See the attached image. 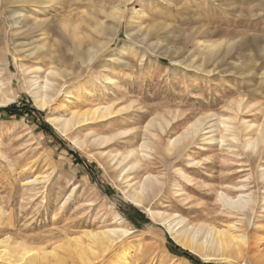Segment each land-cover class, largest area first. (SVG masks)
Listing matches in <instances>:
<instances>
[{
  "label": "rangeland",
  "instance_id": "rangeland-1",
  "mask_svg": "<svg viewBox=\"0 0 264 264\" xmlns=\"http://www.w3.org/2000/svg\"><path fill=\"white\" fill-rule=\"evenodd\" d=\"M96 1L105 3L97 11L103 28L89 15L88 0H54L43 29L0 20V264H13L12 252L40 257L55 245L71 264L73 246L98 264H194L173 254L169 239L207 264H255L232 248L184 247L164 221L181 216L194 226L235 223L251 237L264 233V142H247L264 128V0H175L179 4L162 13L155 0H134L145 7L146 20H124L118 40L84 64L89 49L110 41L114 1ZM43 6L0 0V13L29 15ZM135 26L150 30L128 38ZM126 43L133 47L123 52ZM52 55L64 58L73 78L60 69L62 92L41 110L29 79L46 81L50 67L57 68ZM93 106L110 112L102 120L74 121L66 134L49 120ZM198 119L207 131L195 135ZM149 176L160 183L136 205L130 196ZM239 196L251 198L238 213L228 204ZM118 213L129 233L103 251L92 235L122 225ZM72 237L78 241L69 242Z\"/></svg>",
  "mask_w": 264,
  "mask_h": 264
},
{
  "label": "bare ground",
  "instance_id": "bare-ground-1",
  "mask_svg": "<svg viewBox=\"0 0 264 264\" xmlns=\"http://www.w3.org/2000/svg\"><path fill=\"white\" fill-rule=\"evenodd\" d=\"M17 1H19V3L20 2H24V3L31 2L33 4H37V5L41 4V5H44V6L41 7V8L33 10V12L31 14H29V15H27L28 13H24L23 9H20V10L17 9L18 11H16V9L15 10L14 9H11V10L8 9V12H7L8 18L4 17V16H1V13H0V20H7L8 19L9 21L8 20L7 21L12 24L11 26H13L14 24H20L23 21V22H26L27 24H30V25L34 24V25L42 27V26H45L44 23L48 22L49 19L52 17L51 16V13H52V7H51L52 5L51 4H53L54 0H17ZM111 1H114L113 2L114 5L112 7L113 10L110 11V13H109V15H110L109 18H111L110 20H108V21H110V26H107L108 30H110V34H109L110 35V37H109L110 39H108L110 41L105 42L103 44L100 43L97 47L89 49V51L87 52L85 57L84 56L81 57V59H82L81 61L84 64L88 63L87 61L94 60V58L97 55H99L102 51L108 50V47H110L112 42L116 41V39L119 37V27H120V25L122 24V22L124 20H127L129 23H132L133 22L132 20H135V18H141L142 20H146V18H147V11H146L145 7L143 5H139V7H137L135 5V1L134 0H111ZM155 1H157V3H159V4H157V7L159 8L157 10L158 13H162L164 8H168V7L170 8L171 6L175 7V6H177L179 4V2L175 1V0H155ZM88 2L94 8V9L91 10L89 15L91 16L92 20L97 22L99 27H102L106 23H105V21L100 20V18L97 16V11L99 9H101L103 7L102 5H105V3H103V2L100 3V2H97L96 0H88ZM40 12H42V14L44 15V18H38L39 16H37V15ZM33 14H37V15H33ZM148 18H150V17H148ZM139 21H140V19H139ZM26 23H25V25H26ZM42 29H43V27H42ZM134 29H135V33H129L128 30H127V33L125 32L127 34L128 38L133 39V38L136 37V35H137V37H140L141 34H143L145 32H148L150 30V28H149V29H146V31L144 32L143 31V27H139V26H135ZM205 30H208V29H205ZM208 32H209V30H208ZM135 43H137V42L135 41ZM126 46L127 47L122 49L123 52H125L127 49H130V48L133 47V46L129 45L128 43H126ZM41 48H42V46H41ZM10 49H11V47H10ZM12 49H11L12 51L10 50V52L13 54V56H14V58L16 60V64L18 65L19 62L17 63V61L20 60V59H18V55L16 54L17 50H15V47L12 48ZM206 49H209L210 52H212V51L215 50V47L213 45H208ZM112 50H113V48H112ZM44 51H45V49L42 48L41 53L46 54ZM24 52H26V51H24ZM79 55L80 54H77V56H79ZM46 56H48V54H46ZM49 59H50V57H49ZM39 60H41V59H39ZM45 60H46V58H45ZM51 60H52V62H55L57 64L56 65L57 68L56 67H54V68L50 67V69L48 68L49 70L47 72L46 81L44 80L45 82L39 83V81H40L39 77H35V78L29 79L30 87L32 88L31 89V94H32V97L34 99L35 106L37 108L41 109V110H45L46 108L51 106L53 104V102L55 101L56 96H60L59 94H61V92H62V89H63L64 86L61 87V85H59L60 82L58 81V78H57V74H58L59 70L61 69L64 72H66L65 77L68 78L69 82L73 78L67 72V70L64 69V67L66 66L64 58L63 59H58V58L53 57V55H52ZM33 61L34 60H32V62ZM97 61H99V60H97ZM21 63H22V61H21ZM24 66L25 65L22 63L20 65V68H25ZM95 67L97 68V65ZM104 67H105V65H103V64L102 65H98V68H104ZM240 68H242V67L240 66ZM84 70H86V69H84ZM215 70H216L215 68L207 69L206 72L212 73ZM241 74H244V73H241ZM250 74H251V72H250ZM2 85L0 83V89H1ZM12 99H13V97L11 98V100ZM109 110H110L109 106H93L91 109H86V110H84L82 112L81 111L77 112L75 110V111L72 112L71 116L68 117V118H60V117L53 118L52 117V118H49V120L55 125V127L57 129L62 131L63 134H66L67 131H69L71 129V126H73L74 123H76L74 121L93 122V121H96V120H102L110 112ZM231 126H232V124H231ZM226 127L230 131L233 130L232 127H228V126H226ZM192 128L194 129V134L197 133V135H198V132H200L202 130L204 131V129H205L204 123H203V121L201 119H198L197 121H195L192 124ZM231 134H233V135L235 134L234 130L232 131ZM231 134H230V136H231ZM184 135H186V134H184ZM235 136H237V135H235ZM177 140L178 139H173V140L170 141V146H169L168 150L171 149V146L175 145ZM181 140H183V139H181ZM105 141H106L105 138H102V137L100 138V143L101 144L105 143ZM247 142H248V144H255V145H256L257 142H259V143L262 142L263 143L264 142V128H263V130L258 132L256 138L255 137L254 138H252V137L248 138ZM178 143L181 144L182 142H178ZM143 147L147 148L148 147L147 143H144ZM182 150H184V149L182 148ZM178 153H180V152H178ZM120 163H121V161H120ZM157 183L159 184L160 182H158L157 180H154L150 176L147 177L146 180H144L143 186H141L142 184L140 185L142 187V189L140 191H138V190L135 191L130 196L132 202L134 204H136V205H141L144 202L143 201V199H144L143 194L145 193V191L148 190L149 192L153 193L154 190H155L154 187H156ZM251 196H249V198H251ZM248 199H244V197H240V199L238 201L230 200L228 206H229V208L231 210L232 209L237 210L236 212L239 213L247 206V203H249ZM221 201H223V199ZM253 209L254 208H252V210ZM244 212H246V211H244ZM150 213H151L152 216H155L154 212L150 211ZM251 213H253V212H251ZM203 215H201V217ZM162 218H164V217H162ZM115 220H117L122 225L117 226V228H114V229L112 228V229H107V230L96 231L92 235L93 239H92V237L89 238V239L94 240L95 243L99 244L101 246V248L103 249V251H107L115 243H118V242L120 243L122 241V238L125 237L129 233V229H127V227L125 226L126 219H125V217L122 214L118 213L116 215ZM249 223L251 224V221ZM200 224H202V223H200ZM200 224L198 226L197 225L196 226L191 225L190 221L186 222V219L181 218V216H180V217H174L172 219H165L164 228L166 229V231L169 233V235L175 241L180 243L182 246L187 247L189 249H192L194 251L202 252L204 249L213 248V249H216L219 252H224L226 249L232 248L239 255L247 256L255 264H264V233L262 235L259 234L256 237H251V236H249V234H251V233L247 232V228H246V230L241 231V229H238L240 227L236 226L235 223L231 224L226 229H217L218 227L215 228V227H212V226L211 227L210 226H205V225L202 226ZM261 231H263V230H261ZM201 234H203V235H201ZM77 241H78V239L76 237H72L69 240V242H71V243L72 242H77ZM60 247H61V245H55L53 247V249H51L49 252L43 253L42 256L39 255L40 257H37V255L32 254V253H30L27 256H20V255H18L19 253L15 252V254H14V252H12L8 256V260L10 261V263H13V264H55V263H52V261L49 259V257H55V260L57 262L56 264H69V263L71 264L70 261L68 263V261L65 260L63 256L58 254V250H59ZM70 252L73 253V255H71V257H73V259H72L73 263L72 264H83L84 262L88 263V264L89 263L98 264V262H94V260H95L94 258H93L94 260H92V259L88 260L89 259L88 255H86L84 253L82 247L73 246V248H72V250ZM90 254H91L92 257H95L96 256V251L95 250H91ZM201 254H202V256H204L203 253H201ZM69 255H70V253H69ZM240 257H239V259H240ZM86 260H88V262ZM99 261H101V260H99Z\"/></svg>",
  "mask_w": 264,
  "mask_h": 264
},
{
  "label": "trees",
  "instance_id": "trees-1",
  "mask_svg": "<svg viewBox=\"0 0 264 264\" xmlns=\"http://www.w3.org/2000/svg\"><path fill=\"white\" fill-rule=\"evenodd\" d=\"M16 106H9L8 108H6L7 111L11 110V111H15ZM5 110V108H4ZM33 111H38L37 109L33 108ZM139 212V211H138ZM141 213V212H139ZM141 215H143L141 213ZM169 242L171 243L172 247H171V252L177 256H185L186 258H188L191 262H193L194 264H207L204 263L202 260H200L197 256H195L194 254H192L191 252L182 249L181 247L177 246L171 239H169Z\"/></svg>",
  "mask_w": 264,
  "mask_h": 264
}]
</instances>
